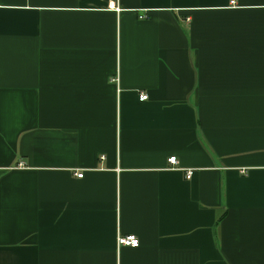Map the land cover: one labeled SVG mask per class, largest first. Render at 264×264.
I'll use <instances>...</instances> for the list:
<instances>
[{"label": "crops", "instance_id": "obj_1", "mask_svg": "<svg viewBox=\"0 0 264 264\" xmlns=\"http://www.w3.org/2000/svg\"><path fill=\"white\" fill-rule=\"evenodd\" d=\"M0 264H264V0H0Z\"/></svg>", "mask_w": 264, "mask_h": 264}, {"label": "built area", "instance_id": "obj_2", "mask_svg": "<svg viewBox=\"0 0 264 264\" xmlns=\"http://www.w3.org/2000/svg\"><path fill=\"white\" fill-rule=\"evenodd\" d=\"M233 1L234 0H230L231 3H233ZM138 98L139 100H145L147 98V95L141 92ZM167 161L171 165L175 164L176 163L175 156H170L169 158H167ZM191 174H192L191 169L185 170V178H190ZM76 176L81 177L82 172L76 173ZM116 243L117 245L136 247L139 244V240H138V237L134 234H125V235L118 234L116 237Z\"/></svg>", "mask_w": 264, "mask_h": 264}]
</instances>
